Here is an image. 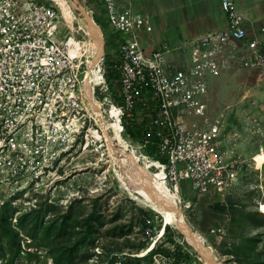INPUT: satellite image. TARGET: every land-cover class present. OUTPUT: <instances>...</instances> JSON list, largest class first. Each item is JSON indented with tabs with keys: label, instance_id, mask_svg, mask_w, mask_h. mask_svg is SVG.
<instances>
[{
	"label": "built area",
	"instance_id": "2783aa9c",
	"mask_svg": "<svg viewBox=\"0 0 264 264\" xmlns=\"http://www.w3.org/2000/svg\"><path fill=\"white\" fill-rule=\"evenodd\" d=\"M219 5L226 26L194 40L188 62L180 66L168 58L166 45L140 46L139 33H150L152 25L131 0H97L116 37L119 78L110 88L105 38L93 9L85 13L102 40L96 81L87 78L86 52L73 53L71 40L89 36L75 24L71 5L72 28L54 0H0V208L16 203L36 208L37 195L66 175L79 152L109 157L106 134L112 128L105 122L117 123L127 151L150 163V171L163 173L173 190L189 181L200 198L234 185L242 160L224 149L222 114L206 117L209 80L237 67L264 72V21L249 38L234 0ZM128 128L140 130L139 136L132 138ZM113 145L123 150L117 139Z\"/></svg>",
	"mask_w": 264,
	"mask_h": 264
},
{
	"label": "rangeland",
	"instance_id": "374dc122",
	"mask_svg": "<svg viewBox=\"0 0 264 264\" xmlns=\"http://www.w3.org/2000/svg\"><path fill=\"white\" fill-rule=\"evenodd\" d=\"M67 2L75 5L76 25L83 20L80 9L94 10L93 19L105 38L104 53L113 61L116 37L105 20L97 16V0ZM209 82L206 117L211 121L222 114V129L226 136L224 149L238 154L243 167L236 183L221 195L210 194L199 198L191 191L189 181L180 182L177 192L179 207L190 229L203 238L222 264H264V225L254 226L239 217L242 211L261 214L258 206L264 203V161L259 166L255 161L257 154L264 153V72H249L237 67ZM66 171V175L49 191L37 195L36 204L53 206L45 220L64 215L71 204H75L73 215L79 220L95 212L100 224L96 226L94 245L87 249L88 259L81 264H106L112 255L117 256L114 264H124L123 256H142L153 247L155 241L163 240L167 234L185 247L189 254L187 264H204L177 229L168 225L170 232H164L160 215L120 186L111 156L101 158L100 153L79 152L69 161ZM228 201L235 207L232 210L226 207L224 213L219 212L216 204ZM9 206L7 215L12 227H16L21 215L35 209L20 206V203ZM139 209L151 214L152 231L139 224ZM73 236L80 239L81 229H75ZM18 239L19 251L11 264H53L47 249L37 241H31L21 231H18ZM146 245H150L148 250ZM3 252L6 257L0 259V264H10L7 261L10 251L5 241ZM138 263L144 264L142 261ZM151 264L169 263L156 256Z\"/></svg>",
	"mask_w": 264,
	"mask_h": 264
},
{
	"label": "trees",
	"instance_id": "16d2710c",
	"mask_svg": "<svg viewBox=\"0 0 264 264\" xmlns=\"http://www.w3.org/2000/svg\"><path fill=\"white\" fill-rule=\"evenodd\" d=\"M105 77L110 88L118 85V71L114 61L110 60L107 55L105 56ZM127 131L132 138H137L140 134V130L136 128H128ZM79 203L80 201L77 202V204ZM74 205L71 204L66 213L59 218L54 217L45 220L46 214L51 211L53 206L46 203L37 204V208L30 209L29 212L21 215L16 222V227H12L7 215L10 206L5 204L0 208V259L6 257L3 252V241H5V245L10 251V258H7V261L12 263L19 251L18 231H21L31 241H37L41 247L47 249L53 264L85 263L88 259L87 249L94 245V233L100 221H98L95 212H92L87 218L79 220L77 216L73 215ZM226 207L232 210L235 206L230 201L225 202V204H216L217 210L221 213L226 211ZM138 214L139 224L152 231L151 214L142 209L138 210ZM239 217L244 218L254 226L264 225V214L262 213L251 211L246 214L242 211ZM78 228L81 229L82 236L80 239H74L73 231ZM164 232H170L168 226L164 227ZM147 245L146 248H148ZM156 256L162 257L169 264H187V259H189L185 247L176 242L169 234L163 240L155 241L153 247L144 255L134 257L129 255L123 256V258L124 264H139L138 262L141 261L144 264H151ZM116 257V255L110 256L106 264H114Z\"/></svg>",
	"mask_w": 264,
	"mask_h": 264
},
{
	"label": "bare ground",
	"instance_id": "6f19581e",
	"mask_svg": "<svg viewBox=\"0 0 264 264\" xmlns=\"http://www.w3.org/2000/svg\"><path fill=\"white\" fill-rule=\"evenodd\" d=\"M54 1L58 4L66 23L72 28L74 13L67 0ZM74 6V4H71V7ZM80 10L83 14V20L79 22V26L85 30L89 39L81 42L72 39L71 42H73L75 46L73 53L79 55L81 49L86 52L90 68L87 78L96 81L100 79V75L94 68L102 52L101 35L99 29L86 15L85 11L83 9ZM89 56H91L92 60L89 59ZM104 125L107 128H112V134H106V141L109 155L114 165L115 175L120 186L127 190L133 198L141 201L146 207L160 215L163 223L162 227L170 225L177 229L184 236L187 243L198 253L204 261V264H222L217 259L213 249L209 245H206L203 238L198 233L192 231L188 226L183 212L179 207L180 200L177 193L178 188L174 191L171 190L162 180L163 173L150 171V163L146 161L140 163L138 156L132 149L127 151V142L118 134L117 123L105 122ZM115 139L121 144L123 150L118 151L114 147L113 140ZM255 161L259 166L264 161V153L257 154L255 156ZM258 210L264 214V203L259 204ZM149 247L150 245L146 250H148Z\"/></svg>",
	"mask_w": 264,
	"mask_h": 264
},
{
	"label": "crops",
	"instance_id": "0c3cea01",
	"mask_svg": "<svg viewBox=\"0 0 264 264\" xmlns=\"http://www.w3.org/2000/svg\"><path fill=\"white\" fill-rule=\"evenodd\" d=\"M131 4L133 10L148 18L152 25L150 33H139L140 46L144 50H155L166 45L170 49L168 58L180 66L188 62L194 40L226 26L219 0H131ZM234 8L243 17L247 36L258 33L264 21V0H234ZM97 16L104 19L99 9ZM232 70L235 69L223 74Z\"/></svg>",
	"mask_w": 264,
	"mask_h": 264
}]
</instances>
